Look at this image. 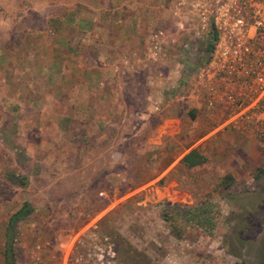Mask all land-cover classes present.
Returning <instances> with one entry per match:
<instances>
[{
	"label": "rangeland",
	"instance_id": "obj_1",
	"mask_svg": "<svg viewBox=\"0 0 264 264\" xmlns=\"http://www.w3.org/2000/svg\"><path fill=\"white\" fill-rule=\"evenodd\" d=\"M10 1L11 7L0 1V42L7 49L0 65V264L7 219L24 201L34 211L17 223L16 264H127L115 253L119 236L134 249L137 257H129L135 264H264V137L232 123L224 98L209 93L225 87L206 83L207 49L215 43L206 0H138L122 7L125 15L151 16L148 28H136L128 39L135 51L125 58L141 63L112 76L108 71L105 86L99 84L103 75L92 71L93 84L76 90L78 100L56 107L73 109L78 118L55 145L16 140L15 95L39 96L35 108L49 110L46 97L64 79L45 67L48 58L40 50L46 35L11 36L22 30L17 20L23 10ZM249 1L231 0L229 9L239 6L253 16L256 6ZM44 5L27 15L37 27L53 9ZM158 31L162 54L154 55ZM14 42L18 54L10 52ZM57 94L69 95L65 87ZM247 140L253 147L245 150ZM192 148L205 159L187 168L180 159ZM227 174L232 179L226 187ZM167 203L207 206L211 228L187 221L181 238L173 236L161 216Z\"/></svg>",
	"mask_w": 264,
	"mask_h": 264
},
{
	"label": "crops",
	"instance_id": "obj_2",
	"mask_svg": "<svg viewBox=\"0 0 264 264\" xmlns=\"http://www.w3.org/2000/svg\"><path fill=\"white\" fill-rule=\"evenodd\" d=\"M0 1L11 7L9 5L10 0ZM12 1L16 2L15 4L12 2L14 7L22 9L23 12L18 14L17 20V24L21 23L18 26L19 28L22 26V30L14 32L11 36L18 34L21 37L23 33L46 35L48 43L43 51L40 50L43 57L48 58L45 67L58 70L59 76L64 79L60 86L55 83V92L46 97V101H49L53 106L49 110L43 108L37 110L35 108L33 103L41 100L39 96L19 95L20 93L15 95V101L19 102L16 113L18 120L16 140L21 145H45L46 143L47 145H55L56 137H59L63 131H69L73 118H78V116L73 115V109L65 108L62 111L56 107L62 101L67 100L68 104L69 101L76 100L77 97L75 96L79 94L76 91L78 88L88 89L93 84L91 81L92 71H98L100 72L99 75H103L99 84L105 86L108 83L106 79L109 78L106 74L108 71L112 76L117 70H130L131 67L141 63V61L138 63L139 60L134 59L133 62L132 59L125 58L132 51H135L131 49L135 47L129 43L128 39L135 37L136 28L145 24L148 28L152 19L147 12V16L144 13L142 15L134 12L126 15L121 13L122 7L135 5L138 0H44L45 2L26 0L28 3L25 0ZM180 1L186 3L185 0ZM45 3L48 6H53V9L46 15L45 26L37 27L27 19V15L31 12H39L38 10L44 7ZM0 45H3V47L0 46V65L3 67L2 60H4L6 45L1 42ZM18 48V43L14 42L10 47V52L18 54ZM37 52L36 46L30 49L31 60L34 59L32 56ZM17 57L18 55L15 59ZM75 71L76 73L79 72V75L74 76L73 72ZM209 76L210 73L207 71V78ZM81 77L85 80L84 83L80 79ZM207 78L206 83H208ZM129 82L128 79L127 83L123 84H129ZM62 87L68 90L69 95L57 94L59 88ZM85 99L89 102L93 100L90 95ZM29 107H31V111H22V108ZM60 127L63 129L60 130ZM42 128L44 129L42 130ZM233 129L242 132L239 128ZM41 133L47 137L41 138ZM244 137H246L245 139L249 138ZM250 145L253 147L252 142L243 141L245 150H248L246 147L249 148Z\"/></svg>",
	"mask_w": 264,
	"mask_h": 264
},
{
	"label": "built area",
	"instance_id": "obj_3",
	"mask_svg": "<svg viewBox=\"0 0 264 264\" xmlns=\"http://www.w3.org/2000/svg\"><path fill=\"white\" fill-rule=\"evenodd\" d=\"M249 3L256 6L253 16L242 14L239 6L230 11L231 0L204 1L205 16L217 31L206 78L210 86L225 87L223 93L215 88L209 93L215 100L224 98L234 118L231 122L264 137V0ZM162 34L152 35L154 55L162 54ZM213 99H209L211 105Z\"/></svg>",
	"mask_w": 264,
	"mask_h": 264
},
{
	"label": "trees",
	"instance_id": "obj_4",
	"mask_svg": "<svg viewBox=\"0 0 264 264\" xmlns=\"http://www.w3.org/2000/svg\"><path fill=\"white\" fill-rule=\"evenodd\" d=\"M212 28V38L215 40L217 38V31L214 27ZM213 49L212 41L207 50L211 51ZM192 117L194 114L191 115ZM204 156L200 153L198 148H192L180 159V162L187 168H193L199 166L203 163ZM9 180L11 182L17 183L21 186L26 184L23 177H18L16 175H9ZM226 178L229 180L225 183V186L231 184L232 177L227 174ZM34 211L33 206L28 202L24 201L14 212L10 214L7 219L4 228V246H3V259L4 264H16L14 240L17 234V223L24 220ZM207 206H202V204L194 203L191 206H183L180 204H170L167 203L161 210V216L164 221L169 224L170 232L173 236L181 238L183 234V225L187 221H191L192 226L203 227V229L208 230L212 226L211 215ZM117 247L115 250L116 256L119 259V263L135 264V259H131L130 256H136L134 249L125 242V240L119 236L117 241Z\"/></svg>",
	"mask_w": 264,
	"mask_h": 264
}]
</instances>
